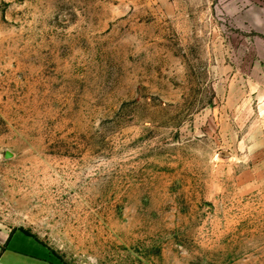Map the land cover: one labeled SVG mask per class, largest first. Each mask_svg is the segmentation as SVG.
<instances>
[{
  "label": "rangeland",
  "instance_id": "obj_1",
  "mask_svg": "<svg viewBox=\"0 0 264 264\" xmlns=\"http://www.w3.org/2000/svg\"><path fill=\"white\" fill-rule=\"evenodd\" d=\"M0 255L264 264V0H0Z\"/></svg>",
  "mask_w": 264,
  "mask_h": 264
},
{
  "label": "crops",
  "instance_id": "obj_2",
  "mask_svg": "<svg viewBox=\"0 0 264 264\" xmlns=\"http://www.w3.org/2000/svg\"><path fill=\"white\" fill-rule=\"evenodd\" d=\"M8 242H9V241H8ZM7 244H8V243H7ZM7 244H6V246H7ZM6 246H5V247H6ZM5 247H4V249H5ZM4 249H3V250H4ZM1 254H2V252H1ZM0 258H1V255H0Z\"/></svg>",
  "mask_w": 264,
  "mask_h": 264
},
{
  "label": "built area",
  "instance_id": "obj_3",
  "mask_svg": "<svg viewBox=\"0 0 264 264\" xmlns=\"http://www.w3.org/2000/svg\"><path fill=\"white\" fill-rule=\"evenodd\" d=\"M0 264H1V262H0Z\"/></svg>",
  "mask_w": 264,
  "mask_h": 264
}]
</instances>
